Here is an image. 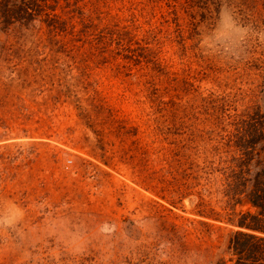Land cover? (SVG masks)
Segmentation results:
<instances>
[{
    "label": "rangeland",
    "instance_id": "rangeland-1",
    "mask_svg": "<svg viewBox=\"0 0 264 264\" xmlns=\"http://www.w3.org/2000/svg\"><path fill=\"white\" fill-rule=\"evenodd\" d=\"M157 1L62 0L53 31L41 20L0 22V221L21 217L0 225V264H99L95 241L78 256L53 251L51 238L33 246L30 230L54 210L114 242L107 264H213L230 255L237 227L228 218L249 205L228 204L201 153L224 100L264 110L263 0L190 5L198 26L185 43L163 22L173 29L179 15L188 24V10ZM222 8L249 29L235 54L214 48ZM155 25L163 42L150 46L162 47L171 74L152 83L124 46Z\"/></svg>",
    "mask_w": 264,
    "mask_h": 264
},
{
    "label": "trees",
    "instance_id": "trees-1",
    "mask_svg": "<svg viewBox=\"0 0 264 264\" xmlns=\"http://www.w3.org/2000/svg\"><path fill=\"white\" fill-rule=\"evenodd\" d=\"M63 1L69 5L70 0ZM61 2L62 0H0V22L5 26L15 22L30 25L35 20H41L42 24L53 31L61 25L59 14L56 13L58 6H62ZM166 3L168 6H174V9L182 3L190 16L188 24H185L181 22L179 15H176L172 20L175 22L173 29L167 21L163 22V25L169 26L172 31L173 39L185 43L187 39L194 38L198 24L194 20L196 13L190 11L189 7L197 3L207 8L208 1L167 0ZM74 11L73 7L72 12ZM200 16L206 17L204 11ZM155 28L156 25L154 29H145L140 37L132 35L130 39H125L128 45L124 46L128 52L124 53L125 58L139 62L141 68L148 67L152 71V83L153 79L162 80L165 75L171 74V71L166 70L167 66H164L166 63L162 60V47L160 52H155L150 46L153 41L159 45L163 42L154 38L153 35H157L153 33ZM168 78L172 79L171 76ZM154 91L156 93L158 89ZM217 111L219 119L209 132L212 139L204 145L201 156H205L204 162L206 166H210L208 175L211 176L214 171L219 172V176L216 174L221 180L219 190L227 197L228 204H247L249 208L235 212L234 216L228 218V222L237 227L230 238V255L219 258L213 264H264V110L259 106L238 110L224 100ZM174 119L171 115L165 120L168 122L165 124L167 128L173 127ZM193 128V138L201 137L196 134V128ZM171 131L173 132V129ZM216 175L208 178L207 183H210V186L216 185Z\"/></svg>",
    "mask_w": 264,
    "mask_h": 264
},
{
    "label": "clouds",
    "instance_id": "clouds-1",
    "mask_svg": "<svg viewBox=\"0 0 264 264\" xmlns=\"http://www.w3.org/2000/svg\"><path fill=\"white\" fill-rule=\"evenodd\" d=\"M248 35L249 29L236 23L231 10L222 8L220 12V29L215 31L213 36L214 48L224 53L235 54L239 44L247 39ZM37 207L40 211H45L47 206L42 204ZM20 218L0 221V225L15 227ZM30 233L31 235L28 238L33 246L37 241L46 246L48 239L51 238L56 246L53 251H64L74 256L86 252L89 245L95 241L101 249L99 264H107L114 248V242L107 243L99 239L95 232L90 231L85 226L70 223L63 215H57L55 210L47 212L43 225L31 229Z\"/></svg>",
    "mask_w": 264,
    "mask_h": 264
}]
</instances>
